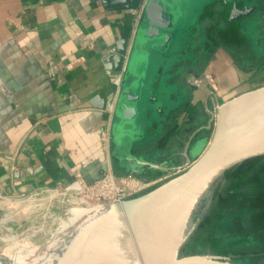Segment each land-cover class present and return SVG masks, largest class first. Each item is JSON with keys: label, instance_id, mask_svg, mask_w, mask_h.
I'll use <instances>...</instances> for the list:
<instances>
[{"label": "crops", "instance_id": "1", "mask_svg": "<svg viewBox=\"0 0 264 264\" xmlns=\"http://www.w3.org/2000/svg\"><path fill=\"white\" fill-rule=\"evenodd\" d=\"M223 1L225 7L221 0H202L203 5L191 0L173 2L175 19L182 23L174 36L178 34L182 38L185 32L187 39H182L187 46L192 42L196 52L204 47L200 43L204 36L215 40L217 57L208 73L223 81L225 75L233 72V82L229 80L224 85L231 91L237 90L241 77L232 64L234 61L224 56L231 47L235 55L246 51L245 40L238 37L237 27L242 20L253 16L254 10L249 0H238L237 4L235 0ZM222 15L227 16V23H233L234 36L230 29L223 34L227 46L221 45L215 35L214 20ZM142 19L143 15L136 23L135 9L107 7L101 0H0V189L3 192L29 193L44 184H67L76 172H81L89 184L103 175L106 152L101 132L107 119L102 104L105 100L108 103L114 92L110 76L115 71L107 59L123 38H129L128 51L132 50ZM140 52L139 46L135 55ZM129 54L122 67L124 77ZM169 55L154 62L153 80L143 99L147 104L145 121L139 125L128 157L123 159L126 155L120 154L112 139L111 157L117 174L153 177L168 172L166 168L181 166L186 162L184 151L189 139L202 133L199 128L205 119L199 112L206 93L214 87L210 78L200 75L198 70L186 77L187 67L178 79L185 97L177 104L174 96L181 91H174L173 82L165 75V67L171 63ZM215 91L219 95L224 93L222 88ZM204 141L197 148L191 143L192 160L209 140L203 145ZM138 159L156 166L138 163Z\"/></svg>", "mask_w": 264, "mask_h": 264}, {"label": "water", "instance_id": "2", "mask_svg": "<svg viewBox=\"0 0 264 264\" xmlns=\"http://www.w3.org/2000/svg\"><path fill=\"white\" fill-rule=\"evenodd\" d=\"M101 1L107 7L136 9L141 0ZM249 1L254 10L247 18L253 23L252 31L264 34V0ZM177 22L172 2L148 0L132 50L128 51L129 38H123L107 59L117 71L130 53L112 122V139L120 154L126 155L123 159L145 121L147 104L143 99L153 80L154 62L176 43ZM139 46L142 52L135 55ZM106 105L107 100L102 107ZM210 113L208 123L199 130L212 129V135L195 160L190 157L188 142L186 162L165 169L172 173L170 178L145 193L107 204L71 243L51 250L41 263L59 258L60 264H243L230 255L183 254L182 249L207 212L208 206L203 205L225 173L264 156V84L218 101ZM138 163L156 166L140 159ZM84 254L89 256L82 257Z\"/></svg>", "mask_w": 264, "mask_h": 264}, {"label": "built area", "instance_id": "3", "mask_svg": "<svg viewBox=\"0 0 264 264\" xmlns=\"http://www.w3.org/2000/svg\"><path fill=\"white\" fill-rule=\"evenodd\" d=\"M147 2L148 0H141L138 7L135 9L136 23L139 22L144 14ZM123 79L124 68L117 71L115 70L110 76V80L114 86V92L104 109V112L107 114V120L101 132L102 144L106 152V158L103 162L105 166L103 175L89 184L85 181L81 172H76L75 178L67 184H59L57 186L44 184L38 186L29 193L6 194L0 189V210L3 212V216L0 218V225L3 228L0 229V240L5 236L11 238L12 235L14 236L13 238L20 239L24 234L30 232L32 229L31 227H27L24 230H20L19 227L20 220L23 216H25L24 219L33 217L32 214H29L31 208L30 204L33 203L31 200L33 199L46 202L49 198H52V196L61 199L78 198L102 209L107 204L122 202L128 198L145 193L172 176V174H167L156 177H142L134 173L117 174L114 171L111 157L112 122ZM58 189L62 191H58ZM44 193L46 195H53L43 197L41 194ZM8 201L10 203H8ZM18 211H20V213L17 217L5 220L6 214ZM35 226L36 224L34 227ZM27 229L29 231H25ZM4 245H0V249L3 248Z\"/></svg>", "mask_w": 264, "mask_h": 264}, {"label": "trees", "instance_id": "4", "mask_svg": "<svg viewBox=\"0 0 264 264\" xmlns=\"http://www.w3.org/2000/svg\"><path fill=\"white\" fill-rule=\"evenodd\" d=\"M258 159L264 162V156ZM251 160L226 172L225 176L228 174L230 177L221 192L218 187L214 189L213 194L217 198L213 197V207L199 226L208 221L211 230L198 241L199 246H193L190 251L200 253L209 247L218 254L231 255L251 245L257 248L256 251L264 250V243L256 241L253 234L239 235L233 232L239 228L254 230L259 226L264 227V163L247 165ZM233 259L243 264H255L250 256Z\"/></svg>", "mask_w": 264, "mask_h": 264}, {"label": "bare ground", "instance_id": "5", "mask_svg": "<svg viewBox=\"0 0 264 264\" xmlns=\"http://www.w3.org/2000/svg\"><path fill=\"white\" fill-rule=\"evenodd\" d=\"M29 214L33 217L20 220V230L32 229L20 239L3 237L0 245V264H27L37 257L45 256L51 250L71 243L75 237L88 227L97 217L101 208H97L78 198L61 199L52 196L46 202L31 200ZM8 203H10L8 201ZM20 213L9 212L5 220L13 219ZM36 226L34 227V225ZM0 229H3L0 225ZM25 231H29L28 229ZM36 233V234H35ZM35 234V235H34ZM32 237V239H30ZM9 240H7V239ZM23 239H30L22 241ZM11 242V243H10ZM39 242V243H38ZM28 247L34 251H28ZM84 256H89L84 254ZM81 259V256L78 260ZM61 263L59 258L45 264Z\"/></svg>", "mask_w": 264, "mask_h": 264}, {"label": "rangeland", "instance_id": "6", "mask_svg": "<svg viewBox=\"0 0 264 264\" xmlns=\"http://www.w3.org/2000/svg\"><path fill=\"white\" fill-rule=\"evenodd\" d=\"M167 1L168 2H172V3L173 2L182 3V0H167ZM191 1L195 2L194 4H196V2H198L199 5L200 4L203 5L202 4V0H191ZM203 1H206V0H203ZM207 1L210 2V0H207ZM221 3H222V7H225V2L223 0H221ZM204 6H205V3H204ZM224 11H227V9H224ZM226 17H227L226 15L225 16L222 15L220 18L215 19L214 23H215V25L217 27L215 35L219 37L218 41L220 42L221 45H226L227 46L228 45V44H226L227 40L225 38H223L224 37V35H223L224 32L227 34V33H229V29H230V31H232L231 32L232 36H234V34H233V29H232L233 23H231V24L229 22L227 23ZM209 26H211V25H209ZM181 27H182V23L178 21L177 22L178 31L181 29ZM237 28L239 29L238 37H240V39L242 38L243 40H245V42H243V43H246V45L244 44V46H245L244 50H246V51L242 53V55H241L242 57H240V54L236 53V58H232V57L230 58L231 61H234L232 64L233 65L235 64L234 67L237 70V74L241 77L240 80L238 79V82H237V84H239L238 87H237V90L235 92H231L230 95H232V94H234L236 92L242 91L244 89H247V88H253V87H255L254 85H256V84L260 85V84L264 83V67H263L264 66V62L259 63V64H254L253 68L261 67L262 65H263L262 66L263 68L256 69V70L253 69V71H252L253 73L251 71H249V70L245 71V69H247L246 68L247 65H245V61H244V57L246 56V53H248V57H251L249 55H252L253 52L254 53L257 52L256 51L257 49L255 48V45H254L255 43H253V40H254V37H253L254 34H253V31H252L253 30V23L251 21H249L248 19H244L240 23V27L238 26ZM182 35H183V37L185 39H187V34L185 32H183ZM189 36H190V33L188 34V37ZM207 41H208L207 37L204 36L200 40V43L202 44V46H205ZM238 41H240V40L238 39ZM177 45H178V39H176V43H175L174 47L172 45L170 46L171 51H174V49H175V47H177ZM188 48L189 49L191 48V49L190 50L188 49V51L187 50L185 51V53L187 52L185 56H186V59L192 60L194 58V51H193L192 42H190L188 44ZM231 49L234 50L232 47H231ZM244 50L242 49V51H244ZM165 52L166 53L163 54V55H158V58L159 57L161 58V56L163 58V56H168L169 55V52L168 53H167V51H165ZM224 57H227L229 59L228 55H226ZM248 57H245V58L248 59ZM167 68L168 67L166 65L165 70ZM207 68H211V64H209V66H207ZM204 75H206V73H204ZM251 75H252V80H251ZM230 79H232L230 82H233V77L232 76H231ZM243 81H245L246 83H244ZM173 90L177 91V92L181 91L182 94H185V89L183 87H181L178 82L175 83V85L173 87ZM180 99H182V98H180ZM212 105H214V103L211 102V106ZM207 119H208V116H206L205 124L207 122ZM202 133H205V135H206V140L203 143V145H204L211 138L212 129H206V130L202 131ZM258 158H260V157H256L255 159H252L247 165L256 164V163L263 165L264 162L262 160H259ZM224 176H223V179L219 182L218 188H219L220 192H221V190H223L227 186L228 179L230 177L228 174L225 177ZM58 191H62V190L58 189ZM41 195H43V197H47V196H50V195H53V194L46 195L44 193V194H41ZM41 195H39V196H41ZM2 216H3V212L0 210V218ZM204 224L201 227H199V229H197L192 234V236L190 237V239L188 240V242L185 244L184 248L182 249V253L183 254H187L188 252L189 253H197V252L190 251V249L193 246L197 247L198 241L202 240L208 234V232L211 230V226H210L208 221H204ZM233 232H238L239 235H241V234H246V235L253 234L254 238L256 239V241L264 243V227H262V226L256 227V229H254V230H252V229L251 230H248V229L245 230L244 228H241V229L239 228V230H236V231H233ZM30 239H32V237ZM30 239H23L22 241H28ZM7 240H9V239H7ZM256 250H257V248L254 247V245L245 246L244 249H238L235 252H233L230 256H232L233 258H237V259L244 258L245 256H250L251 260L255 264H264V250L263 251H256ZM28 251H34V250H32L31 248L28 247ZM200 253H216V252H214V250L212 248L206 247ZM43 257L44 256L37 257L36 261L35 260H31L33 262H28L27 264H43V263H41V260H42ZM48 264H50V263H48ZM58 264H60V263H58Z\"/></svg>", "mask_w": 264, "mask_h": 264}, {"label": "flooded vegetation", "instance_id": "7", "mask_svg": "<svg viewBox=\"0 0 264 264\" xmlns=\"http://www.w3.org/2000/svg\"><path fill=\"white\" fill-rule=\"evenodd\" d=\"M253 34H254V36H253L254 37L253 43H255L254 45H255V48L257 49L256 50L257 52H255V53L253 52L252 55H249L251 57H248V53H246V56L245 57H248V59H244V61H245V65H247L246 66L247 70H250V69H261V68L264 67L262 65L263 67L261 66V67L253 68L254 64H259V63L264 62V34L262 32H260V31H258V30L257 31L256 30L253 31ZM182 38H180L176 34V39H178V45H177V48L178 49L176 48L174 51H170L171 53L169 55V60H170L171 63L168 65V68H167V71L165 72V75H166V78L168 80H170V81L173 82V86H174L175 83L178 82V79H179L180 74L187 67H188V73L186 74V77H188L190 75H194L193 72L195 70H198L197 73H199L200 75H203L204 73H206L205 77L206 78H208V77L210 78L211 83H212V86L214 88H212L211 90H209L206 93V98H205L204 106H203L202 110L199 112V115H201L204 119H206V116H208V119H207V122H206V124H207L208 121H209V119H210V117H211L210 111L215 109L217 102L218 101H223V99H225L226 96H229L233 90L234 91L236 90V88L232 89L231 91L227 87L224 88V85H227V83L229 82V80L230 81L232 80V79H230L231 76L234 77L235 74H233V72L228 73L225 76H227V78H229V79L224 78V79H222L223 81H221L219 79L216 80L214 76H212V75H210L208 73L207 66H209V64H212L213 59H215L217 57L216 52L214 50L215 49V40H211V39H209L207 37V40H208L207 43L205 44V46L203 48L199 49L198 52H196L195 49L193 48L194 58L192 60H189V59H186V56H185L186 53H187V52L185 53V51L186 50L188 51L189 48H188L187 44L184 42L185 40H183ZM181 45L183 46V48H179V46H181ZM226 53H227L226 55H228L230 58L231 57L232 58H236L235 52L231 48L227 49V52ZM241 55L242 54H240V57H242ZM225 81H227V82H225ZM224 82H225V84H224ZM262 84H264V83H262ZM254 86L256 87L258 85L256 84ZM221 88L224 91V93L222 95L221 94L219 95V93L216 92L215 89L216 90H221ZM248 89H251V88H247L245 90H248ZM184 97H185V94H182V92H180V93L178 92L177 95L174 96V101L178 104L181 100H183ZM180 98H182V99H180ZM211 102L214 103V105L211 106ZM206 124H204V125H206ZM204 125H202V126H204ZM202 126H200V127H202ZM206 129L207 128L203 127V128L200 129V132H202V131H204ZM193 137L191 139H189L190 146H191V143L192 142L195 143V144L197 143L198 145H200L201 142L204 141L203 138H206V135H205V133H201L200 136L197 137L195 135ZM186 146H187V144H186ZM186 146H185V148H186ZM190 146H189V148H190ZM167 174H172V173L165 172V173H162V174H159V175H156V176L167 175ZM156 176H153V177H156ZM219 182L216 184L215 188H217L219 186ZM214 189L212 191V194L214 192ZM212 194H211V196L207 199V201L203 205V207L208 206V210L205 213L204 217L202 218L201 222L209 214L210 210L213 207L214 200L217 198V197L215 198L214 197V194L213 195ZM210 199H211V202H209ZM200 212L201 211H199V214H200ZM199 226H200V224L198 225V227L196 228V230L199 228Z\"/></svg>", "mask_w": 264, "mask_h": 264}]
</instances>
